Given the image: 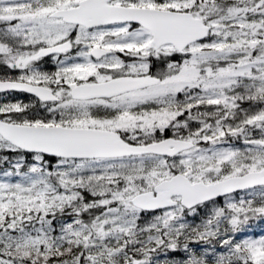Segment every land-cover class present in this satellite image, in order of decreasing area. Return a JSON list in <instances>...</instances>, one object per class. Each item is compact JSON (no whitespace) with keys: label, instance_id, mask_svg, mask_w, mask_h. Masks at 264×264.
<instances>
[{"label":"snow or ice","instance_id":"6c2138e0","mask_svg":"<svg viewBox=\"0 0 264 264\" xmlns=\"http://www.w3.org/2000/svg\"><path fill=\"white\" fill-rule=\"evenodd\" d=\"M0 69V264H264V0H0Z\"/></svg>","mask_w":264,"mask_h":264},{"label":"rangeland","instance_id":"374dc122","mask_svg":"<svg viewBox=\"0 0 264 264\" xmlns=\"http://www.w3.org/2000/svg\"><path fill=\"white\" fill-rule=\"evenodd\" d=\"M0 74H3V69H0ZM0 99H2V98H0ZM204 211H205V210H201V211H200L199 215L196 217V219H195V221H194L195 223H198L199 220H200L201 218H203ZM146 219H150V217H146ZM257 222H259V221L254 222L253 225H252V227H253V228L255 229V231L257 232L256 235L264 234V226L258 224ZM248 234H253V233H252V232H248Z\"/></svg>","mask_w":264,"mask_h":264},{"label":"flooded vegetation","instance_id":"af4514ba","mask_svg":"<svg viewBox=\"0 0 264 264\" xmlns=\"http://www.w3.org/2000/svg\"><path fill=\"white\" fill-rule=\"evenodd\" d=\"M41 66L44 67L46 70H53V62L49 59V58H45L42 62H41ZM13 94L15 95H23L25 93H20V92H13ZM27 98H33L30 95H27Z\"/></svg>","mask_w":264,"mask_h":264},{"label":"trees","instance_id":"16d2710c","mask_svg":"<svg viewBox=\"0 0 264 264\" xmlns=\"http://www.w3.org/2000/svg\"><path fill=\"white\" fill-rule=\"evenodd\" d=\"M4 168H7V165H4L3 167H0V172H2L4 170Z\"/></svg>","mask_w":264,"mask_h":264}]
</instances>
